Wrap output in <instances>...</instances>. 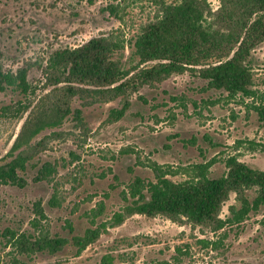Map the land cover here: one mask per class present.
Returning a JSON list of instances; mask_svg holds the SVG:
<instances>
[{"label": "rangeland", "instance_id": "obj_1", "mask_svg": "<svg viewBox=\"0 0 264 264\" xmlns=\"http://www.w3.org/2000/svg\"><path fill=\"white\" fill-rule=\"evenodd\" d=\"M155 1L0 0V65L12 71L30 66L29 79L38 86L29 96L12 89L0 92V166L23 151L34 155L19 172L23 186L0 183V264H107L108 256L113 264H264V207L241 225L218 233L165 216L134 215L108 228L79 256L73 244L57 254H27L12 237L28 232L71 240L83 235L93 227L88 216L99 203H104V213L98 223L109 221L125 206L124 194L136 177L155 180L152 162L190 168L213 161L209 176L217 178L228 171L226 159L236 156L264 170V124L251 108L252 99L210 89L191 71L133 93L130 108L116 122L109 116L123 107V98L90 106L75 99L73 111L82 110L85 126L72 113L10 154L52 89L43 86L49 56L115 31L133 38L155 18ZM208 1L213 11L219 9L221 0ZM131 52L127 46L126 58ZM253 65L254 89L263 92L264 42L253 53ZM4 107H15V112L28 108L18 117L3 115ZM45 164L56 172L38 181ZM169 177L187 179L183 174ZM248 194L256 196L254 190ZM53 199L58 205L51 204ZM234 204L233 193L223 207V219Z\"/></svg>", "mask_w": 264, "mask_h": 264}, {"label": "trees", "instance_id": "obj_2", "mask_svg": "<svg viewBox=\"0 0 264 264\" xmlns=\"http://www.w3.org/2000/svg\"><path fill=\"white\" fill-rule=\"evenodd\" d=\"M155 2L158 7L155 18L133 38L126 39L123 31H115L94 37L77 48L59 49L49 56L43 86L52 89L41 100L44 108L25 124L11 155L44 128L60 126L72 113L85 126L82 110L73 111L75 99L90 106L123 98V107L113 109L109 116L110 121L116 122L130 108L133 93L187 71L205 80L210 89L225 91L231 98L241 95L252 99L251 108L264 124V91L254 89L253 65V53L264 42V0H221L217 11L212 10L208 0ZM127 46L132 48L128 58ZM29 67L12 71L0 65V92L12 89L24 96L34 94L38 86L29 79ZM27 108L15 112V107H4L2 114L21 117ZM33 157L32 152L23 151L1 165L0 183L23 186L25 181L19 172L26 170ZM225 163L227 173L211 178L213 161L190 168L152 162L149 166L155 180L136 177L124 194L125 206L109 221L98 223L104 213V203H99L88 216L93 227L83 235H74L71 240L28 232L13 233L12 237L21 252L27 254L43 251L57 254L73 244L79 256L108 228L120 226L134 215L165 216L174 222L222 232L226 227L241 225L252 212L264 207V170L253 168L236 156ZM55 172L52 165L45 164L36 180H48ZM179 174L187 179L175 181L169 177ZM251 190L256 192L253 199L248 194ZM233 193L237 204L229 206L230 215L223 219V207ZM51 204L58 205V201L53 199ZM38 212L44 216L42 209ZM261 224L264 227V216ZM69 228L73 230L71 224ZM107 264H113V258L108 256Z\"/></svg>", "mask_w": 264, "mask_h": 264}]
</instances>
